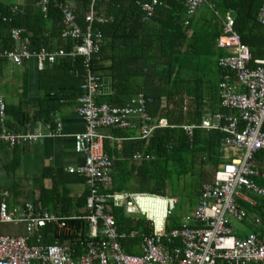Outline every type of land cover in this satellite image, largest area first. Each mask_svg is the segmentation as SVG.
<instances>
[{"label":"trees","instance_id":"trees-1","mask_svg":"<svg viewBox=\"0 0 264 264\" xmlns=\"http://www.w3.org/2000/svg\"><path fill=\"white\" fill-rule=\"evenodd\" d=\"M151 1L100 0L96 4V11L109 19L105 24L93 25L101 32L103 41L92 59V71L102 81L107 80L97 103L124 107L133 96L142 93L153 99L147 106L148 114L166 119L174 128L157 129L149 138L129 141L128 129L111 128L112 137L122 140L120 144L110 139L104 141V151L113 163L112 183L107 188L99 187V193L136 192L177 199L185 192L190 213L198 202L202 186L210 182L215 171L230 158L225 157L223 132L194 129L189 136L180 126L198 124L205 114L223 112L219 92L224 70L218 60L226 53L216 47V40L222 33L226 12H231L233 28L249 48L252 60L264 59V26L256 19L264 0H204L192 16L186 13L185 0H157L151 16L146 17L139 4ZM61 5L71 6L77 24L85 27L88 0H51L46 14L41 12L38 0H25L16 13L12 12L11 4L0 0L1 46L11 48L9 31L20 28L23 35L29 37L31 50L43 47L50 51H69L74 41L61 37ZM6 62L5 57H0V74ZM83 67V59L79 57L59 58L45 65L39 77L43 96L38 102V111L30 116L21 107L6 106V128L19 133L30 120L47 117L57 110L61 101L77 99L82 94ZM137 152L150 153L154 158L132 164ZM87 195L88 190L81 200L83 207ZM253 199L254 205L242 203L247 212L243 222L249 225L251 233L264 235V197ZM44 201H41L43 204L31 203H40L46 210ZM108 206L117 232L123 235L119 239L122 250L138 255L142 236L150 233L146 219L128 214L124 206ZM67 213L63 212L62 216L68 217ZM255 218L259 219L258 224L253 222ZM68 223L79 232L58 235L53 225L52 236H45L42 244H69L75 239L88 238V225L84 220ZM181 225V220L171 221L168 216L165 230L169 232ZM163 244L170 249L178 242L168 245L164 241Z\"/></svg>","mask_w":264,"mask_h":264},{"label":"built area","instance_id":"built-area-1","mask_svg":"<svg viewBox=\"0 0 264 264\" xmlns=\"http://www.w3.org/2000/svg\"><path fill=\"white\" fill-rule=\"evenodd\" d=\"M51 0H38L46 14ZM85 27L76 21L74 9L61 5L63 39L74 41L71 49L54 51L30 49L29 37L20 28H12L9 37L12 47L0 44V57L15 66L30 59L37 62V70L56 62L59 58H82L84 76L80 85L82 94L76 99V112L84 122V131L74 135V148L84 156V162L68 173L81 175L88 185L85 203L86 214L79 219L88 225V238L75 239L69 244H30L32 236L42 238L40 231L48 224L56 226L62 236L79 232L69 224L71 218L56 217L40 205L25 203L9 208L2 194L0 200V223L19 224L25 235L0 236V264H264V235L247 234L240 238L232 231L230 220L243 222L247 212L242 203L253 204L249 194L264 197V59H253L249 48L234 30L231 12L223 17V29L216 40V47L226 54L219 58L218 65L224 70L221 78L219 100L223 112L205 114L198 124L180 126L190 136L194 129L221 131L223 146L232 151L229 161L214 173L212 180L202 186L198 202L181 227L169 232L165 224L177 199L148 193L100 194L99 187L112 183V160L104 151V141L113 137L102 134L101 129L138 130L139 139L149 138L157 129L174 128L166 119L152 117L147 106L153 102L142 93L133 96L129 104L115 107L97 103L102 93L103 81L92 71V59L99 52L103 36L93 25L109 21L96 11L100 0H88ZM204 0H185L188 16H192ZM157 0L141 3L146 17H150ZM19 11L13 6L12 12ZM257 22L264 26V3L259 7ZM188 24L187 22L185 23ZM253 63L250 65V63ZM232 112V113H231ZM6 106L0 97V140L14 147L22 142H32L42 135L14 133L6 126ZM60 125L56 134H59ZM117 140H122L118 138ZM150 153L134 154L136 162L152 160ZM157 199L164 203V214H159V203L146 207L143 200ZM109 204L124 206L128 214L144 217L150 233L141 238L138 255L125 253L120 245V235L115 220L108 212ZM258 224L259 219L254 221ZM192 223V226L188 224ZM177 245L167 249L163 242Z\"/></svg>","mask_w":264,"mask_h":264},{"label":"crops","instance_id":"crops-1","mask_svg":"<svg viewBox=\"0 0 264 264\" xmlns=\"http://www.w3.org/2000/svg\"><path fill=\"white\" fill-rule=\"evenodd\" d=\"M3 2L21 7L25 0H3ZM7 67L18 69V72L10 70L11 72L6 74ZM39 77L40 71L37 70L35 59H30L20 66L7 61L0 74V97L4 100L5 106L21 107L28 115L33 116L38 111V102L43 96ZM103 84L106 85L107 80H104ZM58 125L60 131L56 134ZM84 128V122L76 112V99L61 101L59 108L47 117L45 115L32 119L20 129L19 133L42 135L38 139L22 142L14 147L0 141V200L2 194L6 193L8 195L6 201L11 209L23 206L25 203L45 200L44 209L50 214L71 218L73 221L81 220L79 218L85 213L81 200L87 194L88 185L81 175L70 174L68 169L79 167L84 162V156L77 153L74 148V135L83 132ZM100 132L112 137L111 129H101ZM128 133L131 134L128 141L139 138V132L136 130H128ZM111 141L121 143V140L115 138ZM115 147L119 148V145ZM224 150L225 157L232 153L230 149ZM131 162L138 164L136 161ZM134 183L132 179V189ZM253 197L261 196L250 195L252 205L255 204ZM37 205L41 204L37 203ZM66 211L68 217H63L62 213ZM53 229V225H47L40 231L42 238L37 240L32 236L30 244H42L45 236H52ZM56 234L59 235L57 229ZM23 235L25 228L22 223H0V236ZM236 235L240 238L244 237L242 234L236 233Z\"/></svg>","mask_w":264,"mask_h":264},{"label":"rangeland","instance_id":"rangeland-1","mask_svg":"<svg viewBox=\"0 0 264 264\" xmlns=\"http://www.w3.org/2000/svg\"><path fill=\"white\" fill-rule=\"evenodd\" d=\"M12 70L16 73L18 72V69H11L9 67L6 68V74ZM11 72V71H10ZM214 81V80H213ZM172 184L174 183V180H171ZM171 190V189H169ZM192 212L189 213V210L186 208V201H185V192L182 193V196H178L177 203L174 206V209L170 212L169 216L171 217V221L176 220H184L186 217L190 216ZM231 229L233 232H236L238 234H249L251 233V229L247 223L238 222L234 219L230 220Z\"/></svg>","mask_w":264,"mask_h":264},{"label":"bare ground","instance_id":"bare-ground-1","mask_svg":"<svg viewBox=\"0 0 264 264\" xmlns=\"http://www.w3.org/2000/svg\"><path fill=\"white\" fill-rule=\"evenodd\" d=\"M152 203H159V210H160L159 214H160V216H163V214H164V203L163 202H161L160 200H157V199H154V200L153 199H151V200L147 199V200L141 201V205L143 207H146Z\"/></svg>","mask_w":264,"mask_h":264}]
</instances>
